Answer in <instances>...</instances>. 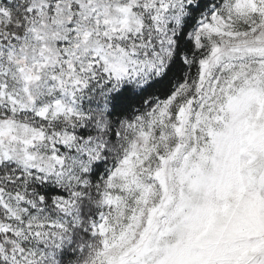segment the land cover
<instances>
[{
  "label": "snow or ice",
  "instance_id": "obj_1",
  "mask_svg": "<svg viewBox=\"0 0 264 264\" xmlns=\"http://www.w3.org/2000/svg\"><path fill=\"white\" fill-rule=\"evenodd\" d=\"M0 264H264V0H0Z\"/></svg>",
  "mask_w": 264,
  "mask_h": 264
}]
</instances>
